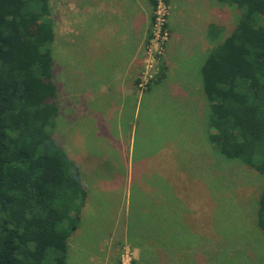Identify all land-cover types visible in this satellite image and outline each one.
Instances as JSON below:
<instances>
[{
  "label": "rangeland",
  "instance_id": "374dc122",
  "mask_svg": "<svg viewBox=\"0 0 264 264\" xmlns=\"http://www.w3.org/2000/svg\"><path fill=\"white\" fill-rule=\"evenodd\" d=\"M48 1L54 27L51 72L56 93L52 101L57 107L51 135L69 162L77 164L85 191L78 229L67 241L66 264H130L131 261L134 264H264V237L255 223L256 196L263 186V177L236 163V159L209 157L206 134L210 130L205 120L208 104L206 99L203 102L202 90V97L195 91L199 88L195 74L206 52L203 46L207 45L204 37L207 27L219 26L218 37L222 39L232 30L239 12L213 0L217 7L213 11L207 0H168L162 26L157 20L150 22L149 7L145 34L138 45L130 47L127 57L122 55L129 47L120 45L118 37L106 29V0ZM161 60L167 64L166 77L161 83L151 82L147 86L149 78L159 70ZM136 79H139L137 83ZM127 120L134 127V158L148 150L149 153L158 150L150 157L154 165L160 163L155 166L157 172H153L154 168L145 171L144 184L149 192L140 190L141 184L135 182L130 187ZM163 122L168 132H173L172 137L164 128L163 134L156 131L155 127ZM177 130H186L188 136L194 130V136L191 139L178 133L176 155L184 151L188 158L195 155V161L201 160L199 173L205 167L211 168L210 181L215 182L212 172L216 164H220L219 172H222L221 163L225 162L221 187L211 184L209 190L210 200L214 202L211 231L203 232L202 236L193 235L195 240L201 237L203 240L199 245H191L190 251L185 248L175 251L154 238L140 235L143 229L137 222V211L134 213L141 195L146 205L143 209H147L143 225L146 229L152 226L150 220L155 216L148 207L154 204L157 194L156 189H149L152 185L149 177L153 173L157 174L161 187L163 183L172 186L169 194L176 192L173 172L182 159L175 157V152L172 156L167 153L153 157L170 150L171 146L165 144L167 139L174 142ZM91 132L92 140L88 138ZM113 136L115 139L119 136L122 142L118 151L121 150L123 158L118 164L113 155L118 141ZM82 140L87 144L93 142L85 152L80 150ZM105 153L106 158L102 155ZM183 168L180 174L188 179L190 171ZM114 179L116 184L112 185ZM162 192L164 200L169 199L168 193ZM199 203L197 197L193 205ZM191 212L185 206L180 208V213ZM206 212L204 206L197 211L201 217ZM214 221L218 225L227 224L224 240L217 239V233L212 231ZM237 229L250 234L249 246L241 248L238 241L243 242L242 239L234 235ZM217 240L220 243L213 245ZM200 249L205 251H197Z\"/></svg>",
  "mask_w": 264,
  "mask_h": 264
},
{
  "label": "trees",
  "instance_id": "16d2710c",
  "mask_svg": "<svg viewBox=\"0 0 264 264\" xmlns=\"http://www.w3.org/2000/svg\"><path fill=\"white\" fill-rule=\"evenodd\" d=\"M147 1L152 22L157 0ZM216 1L239 12L238 19L222 39L219 26L207 27L195 91L202 90L208 104L209 150L263 177L255 223L264 237V0ZM53 40L48 0H0V264H66L67 241L81 217L80 173L51 135L57 114ZM166 67L161 60L147 86L161 83ZM191 223L197 235L203 225L211 231L200 219L172 225L181 233ZM226 225H213L223 240ZM234 235L241 248L249 246V233L237 229ZM171 241L199 245L202 238Z\"/></svg>",
  "mask_w": 264,
  "mask_h": 264
},
{
  "label": "crops",
  "instance_id": "0c3cea01",
  "mask_svg": "<svg viewBox=\"0 0 264 264\" xmlns=\"http://www.w3.org/2000/svg\"><path fill=\"white\" fill-rule=\"evenodd\" d=\"M214 2H216L218 5L220 4L218 1L213 0ZM196 2V0H195ZM214 2H212V0H207V3L210 5L211 4V11H213L214 9H216L217 7L215 6L216 4H214ZM222 7L225 6L223 4H221ZM106 6H107V19H106V29L108 31H110L112 33L113 36H117L118 37V41L121 42L120 45L122 46H126L129 48H126V52L122 55V56H130V47L138 45L139 43V39L142 38V36H144L143 34H145V30L147 27V9L149 8V4L147 0H106ZM118 33V34H117ZM110 35V34H109ZM120 35V36H119ZM205 40L206 42L208 41L206 39V34H204ZM119 52V51H118ZM195 77H197V75H195ZM195 82L198 83V79H195ZM173 87V86H171ZM192 89V88H191ZM194 90V89H193ZM167 122V121H166ZM166 122L160 123V127H155L156 131L159 134H163V128H164V132L169 134L171 136V134L168 132V126H166ZM126 126L128 127L127 130V134L129 135V151H130V159H129V164H130V168L129 171L132 174V181L130 184L131 185L135 182L136 184H141V189L144 192H149V190L145 189V182L144 180L146 179V177H144L146 174V169L148 168H154L153 172H157L155 166H157L158 163L156 165H154V160L152 161V158H150L151 156H153L157 151H153L151 153H149V150L146 153H143L141 155L136 156V158H134V143H133V133H134V127L132 126L130 121H126ZM108 127H109V122H108ZM110 129V128H109ZM186 130H177V132H175V140L173 143H170L171 141H169V139H167V144L165 145H170L171 148L169 151L167 152H159L155 157H153L154 159L156 158H160L162 156H164L165 154H169V156H172L171 153L175 152V157L178 156L179 162H177V165L175 163V167H174V182L178 187V191H177V187L174 185V183L172 182L173 186L175 187L176 192L169 194L168 191L172 190V186L168 183H163L162 187L160 186V183L157 181V174L153 173L154 176L153 177H149L152 180L150 181L151 189H156L157 194L155 195V201H154V206L153 205H149L148 207V211L151 212V214H153L155 216V218L153 220H150L152 222V226L148 229H146L144 227V222L147 219V209L144 210L143 208L146 206L144 205V203H142L141 200V195H139V204L138 207H136V209L134 210V213L137 211V215H138V223L140 224V228L143 229L140 231V235H144V237H148V238H154L157 241H159V243H161V245H165L167 247H169L170 249L172 248L173 250H181L182 248L187 249L188 251L193 250L191 247V242H187L184 243L182 242L180 245H178V243H174L173 239L176 238H180L181 233L180 231L177 229L176 225H172L175 222H182L183 220H187L190 222H193L194 219H200L203 223L206 222H210V217H211V203L214 204V202H212L210 200V194H209V190H211V184H216V188L221 187L220 186V181L221 179V175H225V168H224V161H222L221 166H222V172H219L220 170V164H216V167L213 168V179L215 182L210 181L211 180V168H207L205 167V169H202L201 172L199 173V163L201 160L197 159V161H195L194 156H191V158H188V156L186 155V151L182 152L184 153L186 156L184 157V155H182V153L177 154V146L179 145V143H177L178 140V133L182 134L185 133ZM190 132V135L188 136V134L186 135L188 138H193L194 136V130ZM92 132L88 135V138L92 140ZM107 135V134H106ZM119 135V133H118ZM80 136V135H79ZM78 136V137H79ZM172 137V136H171ZM114 138V136H113ZM115 142L118 141V145L115 148V152H114V156L116 157V161L118 163H121L123 155L121 154V150L118 151V147L122 146V142L121 139L118 138L115 139ZM113 140V141H114ZM82 146L80 148L81 152H85L87 149L91 148L93 145V142L90 143H85L84 140H82ZM164 145V146H165ZM80 147V144H79ZM131 148V149H130ZM112 150V148H111ZM209 153H207L210 157V155L214 156L215 154L212 153L209 149H208ZM107 153V152H106ZM102 154V155H106ZM144 155V156H142ZM218 156V155H216ZM77 159H80V157H78L76 155ZM106 158V156L104 157ZM167 158V157H164ZM200 158V157H199ZM218 159L220 157H217ZM216 159V160H218ZM152 161L151 167H150V162ZM167 161V160H165ZM162 163V162H161ZM76 164V163H75ZM170 164V161H169ZM172 165H174V163L172 162ZM215 165V163H214ZM77 166V164H76ZM129 166V165H128ZM161 166H158L157 168L159 169ZM183 167H185L189 172V178L186 179L183 176H181L180 174V168L184 169ZM217 168V170H216ZM119 173V172H118ZM210 174V175H209ZM224 178V177H223ZM115 179L113 180V184L115 183ZM212 182V183H211ZM81 183V180H80ZM83 188V187H82ZM166 191L168 193V198L167 200H164L165 195L161 194V191ZM151 192V191H150ZM153 192V191H152ZM199 197L200 198V203L197 206L193 205V201ZM163 199V200H162ZM84 206V203H83ZM168 206V207H166ZM182 206L187 207L189 210H191V213H188L189 216H185L183 217L182 213H180V208ZM206 208V215L204 217H201L197 211L199 209H201L202 207ZM225 205H223L224 207ZM82 217V215H81ZM80 217V219H81ZM79 219V220H80ZM167 223H170L169 228H167ZM141 224L143 225V227H141ZM184 225V235L183 237H189L194 238L193 235L197 234V232L192 228L193 223H191L190 225ZM78 229V227L76 228V230ZM199 230V236H202L203 232L206 231H210L209 226L208 225H203V231ZM76 232V231H75ZM147 232V233H146ZM218 237V236H217ZM202 238V237H201ZM219 238V237H218ZM169 239V240H168ZM203 240V239H202ZM168 241V242H167ZM180 248V249H178ZM200 252H204V249H200L197 250ZM175 253V252H173Z\"/></svg>",
  "mask_w": 264,
  "mask_h": 264
},
{
  "label": "built area",
  "instance_id": "2783aa9c",
  "mask_svg": "<svg viewBox=\"0 0 264 264\" xmlns=\"http://www.w3.org/2000/svg\"><path fill=\"white\" fill-rule=\"evenodd\" d=\"M166 13H167V5L165 3V0H157L155 10L153 11V14L155 17H154V21H152V23L153 22L156 23V20H157V22L162 25L163 20H164V16L166 15Z\"/></svg>",
  "mask_w": 264,
  "mask_h": 264
},
{
  "label": "bare ground",
  "instance_id": "6f19581e",
  "mask_svg": "<svg viewBox=\"0 0 264 264\" xmlns=\"http://www.w3.org/2000/svg\"><path fill=\"white\" fill-rule=\"evenodd\" d=\"M168 0H165V3L167 2ZM162 26H163V24H162ZM150 31V30H149ZM156 76V75H155ZM150 80V79H149Z\"/></svg>",
  "mask_w": 264,
  "mask_h": 264
}]
</instances>
